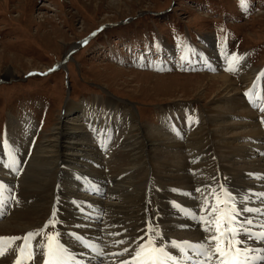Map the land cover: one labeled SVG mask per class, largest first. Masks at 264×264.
<instances>
[{"label": "bare ground", "instance_id": "1", "mask_svg": "<svg viewBox=\"0 0 264 264\" xmlns=\"http://www.w3.org/2000/svg\"><path fill=\"white\" fill-rule=\"evenodd\" d=\"M204 43L199 51L210 49V61L227 69L232 59L225 53L221 54V59L217 52L212 54L215 51L212 40L210 44ZM12 57L17 61V56ZM233 60L238 74L248 79L247 95L231 87L225 76L209 77L212 85L207 100L220 95L223 89L229 96L215 101L212 108L203 111L205 116L198 114L197 119L186 115L185 109L179 111L174 133L169 137H163L160 130L166 128L165 116L172 110L170 107L164 109L160 128L154 127L159 129L154 132L142 127L136 110L126 107L109 91L104 105L107 111L96 101L78 106L68 104L59 126L66 122L65 117L72 118L71 123L67 121L63 125L55 141L60 148L62 146L60 151L56 146H51V151L40 146L42 153L31 156L38 121L34 118L36 125L29 116L24 118L30 113L13 117L16 121L8 124L12 149L7 152L0 147V184L6 186L0 204L9 200L7 209L0 211V236H23L29 230L40 228L55 206L59 239L80 264H119L120 260L128 259V253L121 250L129 247L130 238L140 234L138 230L145 228L146 221L159 227L162 233L159 243L165 244L173 255L177 254V249L168 243L171 240H204L199 228L182 216L180 207L198 211L200 194L195 189L204 192L201 185L214 189L223 186L240 201L255 193L248 207L261 209L260 201L264 199L261 195L264 194V74L259 72L252 76L258 69L249 66L244 57ZM26 63L33 67L32 61ZM5 76L13 80V71L7 68ZM230 99V105L217 106ZM115 107L120 108L119 112L127 121H133L131 135L140 136L149 130L148 137L143 135L142 147L147 149L144 155L115 152L114 147L122 146L131 138L129 131L122 137L117 117L112 114ZM125 110H130V117ZM89 111L112 120L109 133L106 131L104 137L101 136L103 131L100 135L96 133L97 123ZM10 154L15 155L17 162L12 161ZM93 186L98 191H94ZM152 199H157L158 204L154 218L148 212L149 205L154 211ZM78 205H83V211ZM74 234L95 244L97 251L85 247ZM41 239L38 235L30 244L35 245ZM117 240L123 243L117 244ZM7 244L5 242L0 264H14L15 248L20 241H15L8 250ZM36 257L38 264H43L42 249L36 250ZM181 261L183 264L182 257Z\"/></svg>", "mask_w": 264, "mask_h": 264}, {"label": "rangeland", "instance_id": "2", "mask_svg": "<svg viewBox=\"0 0 264 264\" xmlns=\"http://www.w3.org/2000/svg\"><path fill=\"white\" fill-rule=\"evenodd\" d=\"M211 40L212 54H220L219 59L228 55L234 71L224 72L218 62L214 65L207 46V52L199 51ZM73 46L63 68L49 71ZM236 57L258 69L252 76L264 74V0H0V145L5 146L0 147L10 152L8 124L16 121L13 117L30 113L24 118L29 116L36 125L38 121L39 129L33 136L39 146L33 145L31 156L42 153L40 146L48 151L56 146L60 151L62 146L55 141L63 125L71 123L72 118L65 117L59 126L68 104L96 101L106 110L107 91L134 108L141 126L154 132L164 109L170 107L160 134L172 136L179 111L203 117L215 101L229 96L223 89L207 100L209 77L225 76L231 87L246 93L248 79L236 71ZM26 61H32L33 67ZM7 68L13 71V80L5 76ZM231 100L217 106L230 105ZM119 110L115 107L112 114L122 137L129 131L131 138L114 147L115 152L144 155L143 135L148 137L149 130L131 135L133 121L128 122ZM125 111L130 117V110ZM90 113L96 133L103 131L104 137L112 120ZM152 203L154 211L149 205L148 212L154 218L157 199Z\"/></svg>", "mask_w": 264, "mask_h": 264}, {"label": "snow or ice", "instance_id": "3", "mask_svg": "<svg viewBox=\"0 0 264 264\" xmlns=\"http://www.w3.org/2000/svg\"><path fill=\"white\" fill-rule=\"evenodd\" d=\"M232 63L233 61L230 60V67L227 70H235L231 67ZM10 158L14 163L17 162L14 154H10ZM5 187L0 184V197L3 196ZM201 188L204 192H201L200 188L195 189V192L200 194L198 211L194 208L180 207L185 216L197 221L201 229L208 233L204 240L197 242L171 240L168 243L177 249V254L173 255L166 249L165 244L159 243L162 239L159 227L146 221L145 228L138 230L140 234L130 238L129 247L121 250V253H128V259L120 260L119 264H182L181 257H183V264H261L264 262V248L247 247L246 241L240 239L243 236L264 242V224H256L253 219L244 215L255 211L261 219H264V208L252 209L247 206L255 193L242 197L245 203L243 207H238L237 195L223 186L214 189L211 186L201 185ZM93 190L98 191V188L93 186ZM173 191L178 190L173 189ZM261 195L264 196V194ZM12 198L15 199V194H12ZM173 204L175 205V202ZM78 208L83 211V205H78ZM56 215L57 209L53 206L50 218L43 227L29 230L23 236H0V256L5 254V242L11 246L15 241H20L15 248L14 264H25L26 260H30L36 254V250L41 249L44 257L43 264H80L61 242L59 233L47 231L45 234V229L49 226L55 228ZM257 228L260 229L259 232L255 231ZM38 235L42 237L40 242L31 245L30 241ZM74 236L85 247L97 251V246L92 242L84 240L79 235L74 234ZM116 243L120 244L123 241L117 240ZM129 248L132 249L131 253Z\"/></svg>", "mask_w": 264, "mask_h": 264}, {"label": "water", "instance_id": "4", "mask_svg": "<svg viewBox=\"0 0 264 264\" xmlns=\"http://www.w3.org/2000/svg\"><path fill=\"white\" fill-rule=\"evenodd\" d=\"M68 54L70 55L71 53L70 52H68ZM67 61V57H65L57 66H55V68H53V70L52 71H54V70H57V69H59V68H62V66L64 65V63Z\"/></svg>", "mask_w": 264, "mask_h": 264}]
</instances>
